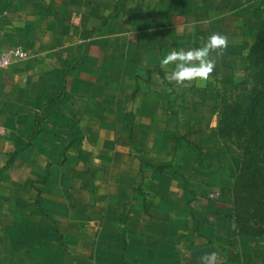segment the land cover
Wrapping results in <instances>:
<instances>
[{"label":"crops","instance_id":"crops-1","mask_svg":"<svg viewBox=\"0 0 264 264\" xmlns=\"http://www.w3.org/2000/svg\"><path fill=\"white\" fill-rule=\"evenodd\" d=\"M259 7L0 0V53L26 54L0 70V264H264L215 159L211 74L159 64L212 34L222 62Z\"/></svg>","mask_w":264,"mask_h":264},{"label":"rangeland","instance_id":"rangeland-1","mask_svg":"<svg viewBox=\"0 0 264 264\" xmlns=\"http://www.w3.org/2000/svg\"><path fill=\"white\" fill-rule=\"evenodd\" d=\"M256 20L243 31L247 45L215 62L211 83L221 122L215 159L229 178L243 229L264 236V49L254 50L264 29L260 7Z\"/></svg>","mask_w":264,"mask_h":264},{"label":"clouds","instance_id":"clouds-1","mask_svg":"<svg viewBox=\"0 0 264 264\" xmlns=\"http://www.w3.org/2000/svg\"><path fill=\"white\" fill-rule=\"evenodd\" d=\"M227 46L226 38L222 35L212 34L207 37L202 46L180 47L171 50L163 56L159 64L162 69L173 66L168 79L176 84L196 80L198 83L207 81L215 68V61L210 54L222 50ZM167 75V73H166Z\"/></svg>","mask_w":264,"mask_h":264},{"label":"built area","instance_id":"built-area-1","mask_svg":"<svg viewBox=\"0 0 264 264\" xmlns=\"http://www.w3.org/2000/svg\"><path fill=\"white\" fill-rule=\"evenodd\" d=\"M26 57L25 52L20 49H11L7 50L5 52L0 53V70H5L11 67L16 61L22 60ZM217 197L220 196V194H216ZM212 198L214 196H211Z\"/></svg>","mask_w":264,"mask_h":264},{"label":"trees","instance_id":"trees-1","mask_svg":"<svg viewBox=\"0 0 264 264\" xmlns=\"http://www.w3.org/2000/svg\"><path fill=\"white\" fill-rule=\"evenodd\" d=\"M262 33L260 34L261 35V39L262 41L260 40L259 44L257 46L254 47V50H261V48L264 49V29H262ZM262 42V43H261ZM221 126V122H219V125H218V128ZM219 131V130H218ZM230 194H231V198L233 200V206H234V210H235V216H236V220H237V224L239 226V228L246 234L248 235H256V236H261L259 234H257L255 231H250V230H247L246 228L243 229V220H242V215L239 211V208H238V203L235 199V195H234V191L231 189L230 191Z\"/></svg>","mask_w":264,"mask_h":264}]
</instances>
